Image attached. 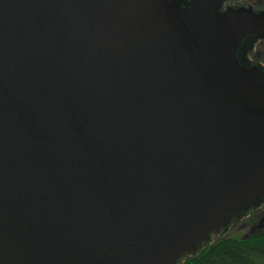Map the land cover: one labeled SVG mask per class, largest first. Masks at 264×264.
Returning <instances> with one entry per match:
<instances>
[{
	"label": "water",
	"instance_id": "obj_1",
	"mask_svg": "<svg viewBox=\"0 0 264 264\" xmlns=\"http://www.w3.org/2000/svg\"><path fill=\"white\" fill-rule=\"evenodd\" d=\"M223 1L0 0V264H178L264 204V12Z\"/></svg>",
	"mask_w": 264,
	"mask_h": 264
},
{
	"label": "trees",
	"instance_id": "obj_2",
	"mask_svg": "<svg viewBox=\"0 0 264 264\" xmlns=\"http://www.w3.org/2000/svg\"><path fill=\"white\" fill-rule=\"evenodd\" d=\"M209 241L178 264H264V228L245 237L223 235Z\"/></svg>",
	"mask_w": 264,
	"mask_h": 264
},
{
	"label": "flooded vegetation",
	"instance_id": "obj_3",
	"mask_svg": "<svg viewBox=\"0 0 264 264\" xmlns=\"http://www.w3.org/2000/svg\"><path fill=\"white\" fill-rule=\"evenodd\" d=\"M177 1L179 5H183L186 0ZM251 8L255 11L264 12V0H224L219 5V11L221 12H224L228 9L251 10ZM237 59L241 65L246 67L255 65L264 68V35L259 38L252 37L251 35L245 37L241 45L238 47ZM248 211L251 216V208H249ZM244 214H246V212ZM263 214L264 211H262L260 215V220ZM240 216H242V214L232 217L231 220L233 218H239ZM260 220L257 224V228L259 227ZM249 230H251V227H249Z\"/></svg>",
	"mask_w": 264,
	"mask_h": 264
},
{
	"label": "rangeland",
	"instance_id": "obj_4",
	"mask_svg": "<svg viewBox=\"0 0 264 264\" xmlns=\"http://www.w3.org/2000/svg\"><path fill=\"white\" fill-rule=\"evenodd\" d=\"M263 210L264 204L257 205L251 208V216L248 211L246 212V214L240 216L239 218H233L225 226L224 229L220 230L215 235H212L209 242H212L216 237H220L223 235L245 237L252 232L261 230L260 228H257V224L260 220V215ZM249 227H251V230H249Z\"/></svg>",
	"mask_w": 264,
	"mask_h": 264
}]
</instances>
